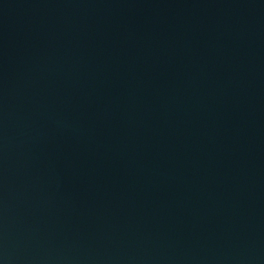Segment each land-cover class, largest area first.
Returning a JSON list of instances; mask_svg holds the SVG:
<instances>
[{
	"label": "water",
	"instance_id": "obj_1",
	"mask_svg": "<svg viewBox=\"0 0 264 264\" xmlns=\"http://www.w3.org/2000/svg\"><path fill=\"white\" fill-rule=\"evenodd\" d=\"M0 264H264V0H0Z\"/></svg>",
	"mask_w": 264,
	"mask_h": 264
}]
</instances>
